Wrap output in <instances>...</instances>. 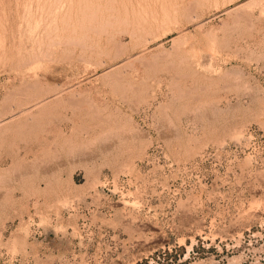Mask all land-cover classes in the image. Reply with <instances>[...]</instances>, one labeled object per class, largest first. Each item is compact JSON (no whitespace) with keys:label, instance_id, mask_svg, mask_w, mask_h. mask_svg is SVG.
<instances>
[{"label":"rangeland","instance_id":"374dc122","mask_svg":"<svg viewBox=\"0 0 264 264\" xmlns=\"http://www.w3.org/2000/svg\"><path fill=\"white\" fill-rule=\"evenodd\" d=\"M0 264H264V0H0Z\"/></svg>","mask_w":264,"mask_h":264}]
</instances>
